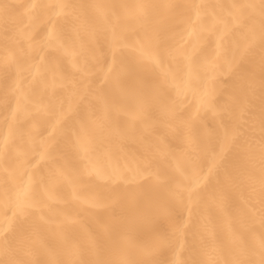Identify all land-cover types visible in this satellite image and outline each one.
<instances>
[{"label": "bare ground", "instance_id": "6f19581e", "mask_svg": "<svg viewBox=\"0 0 264 264\" xmlns=\"http://www.w3.org/2000/svg\"><path fill=\"white\" fill-rule=\"evenodd\" d=\"M0 264H264V0H0Z\"/></svg>", "mask_w": 264, "mask_h": 264}]
</instances>
